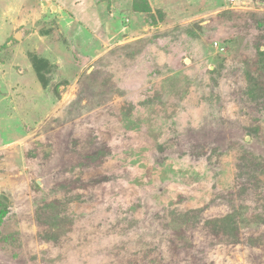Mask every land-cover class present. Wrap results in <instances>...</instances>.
<instances>
[{"label":"rangeland","instance_id":"374dc122","mask_svg":"<svg viewBox=\"0 0 264 264\" xmlns=\"http://www.w3.org/2000/svg\"><path fill=\"white\" fill-rule=\"evenodd\" d=\"M0 264H264V0H0Z\"/></svg>","mask_w":264,"mask_h":264},{"label":"built area","instance_id":"2783aa9c","mask_svg":"<svg viewBox=\"0 0 264 264\" xmlns=\"http://www.w3.org/2000/svg\"><path fill=\"white\" fill-rule=\"evenodd\" d=\"M39 1H45V0H39Z\"/></svg>","mask_w":264,"mask_h":264}]
</instances>
